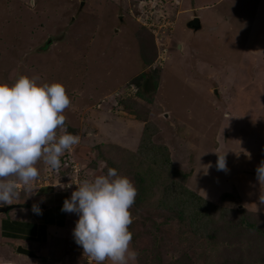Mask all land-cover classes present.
Returning a JSON list of instances; mask_svg holds the SVG:
<instances>
[{"label": "rangeland", "instance_id": "374dc122", "mask_svg": "<svg viewBox=\"0 0 264 264\" xmlns=\"http://www.w3.org/2000/svg\"><path fill=\"white\" fill-rule=\"evenodd\" d=\"M31 1L0 0V82L27 75L65 86L79 176L40 161L38 178L18 183L17 197L0 206L31 209L47 205L45 195L63 205L82 180L111 167L137 188L129 226L137 256L128 264H264V184L255 171L264 160V0ZM197 16L202 29L193 31ZM122 92L110 111L121 115L122 106L145 136L156 128L158 159L142 172L138 143L129 149L111 134L96 148L87 142L88 113L108 110ZM67 216L28 264H97L74 241L78 216Z\"/></svg>", "mask_w": 264, "mask_h": 264}, {"label": "clouds", "instance_id": "9594fccd", "mask_svg": "<svg viewBox=\"0 0 264 264\" xmlns=\"http://www.w3.org/2000/svg\"><path fill=\"white\" fill-rule=\"evenodd\" d=\"M31 3L34 6V0ZM38 79L21 75L11 84L0 82V204L17 197L18 183L29 186L38 178V162L58 170L61 156L80 140L78 134L66 131L63 113L71 101L65 86L37 83ZM100 166L105 167V162ZM217 168L226 169L225 156L218 154ZM255 171L259 185L264 184V160ZM136 196L132 181L109 167L105 174L82 180L65 198L61 211L78 216L72 230L74 241L97 264L105 260L128 264L136 258V251L130 248L133 234L129 227ZM259 201L264 204V194ZM31 210L42 214L39 203Z\"/></svg>", "mask_w": 264, "mask_h": 264}, {"label": "crops", "instance_id": "0c3cea01", "mask_svg": "<svg viewBox=\"0 0 264 264\" xmlns=\"http://www.w3.org/2000/svg\"><path fill=\"white\" fill-rule=\"evenodd\" d=\"M108 106L109 109L107 110L106 107L103 108L101 105L99 108L102 111H93L91 114L88 113L89 115L84 111L88 117H94H90V120H87L88 124L91 123L92 128L95 129L94 131L92 128H88L92 130L87 134L88 139H90L87 142L93 143L92 146L95 147L102 144L105 141L104 138L108 139L111 134L117 137L113 142L133 143L129 149L135 143L140 145L142 138L145 136L143 122H139L136 118L131 117L130 114L125 113L123 108L118 111L122 113L121 115L112 113L110 110L112 106H115V102L114 104L108 102ZM151 122L152 125H156L154 121ZM96 126H100L101 129L99 130ZM88 127L90 126L88 125ZM154 129L155 134L152 135L151 139L153 143H157L153 139L157 134L155 132L156 128ZM134 135H138L136 141L132 139ZM162 143L169 142L163 141ZM139 145H137V148ZM97 149L100 150V148ZM129 149L125 150L128 151ZM44 197L49 199L46 202L47 208L42 209V214H34L31 210L32 207L31 209L15 208L7 213L0 212V264H28L33 258L29 259L25 255L17 253L18 247L36 251V254H42L41 252L44 248H47V244L54 241V237L60 236L62 231L67 228L68 216L67 212L61 211V202L54 200L53 196L50 195H45ZM52 201H55L53 205ZM37 203L41 202L38 201ZM44 203L42 202V204Z\"/></svg>", "mask_w": 264, "mask_h": 264}, {"label": "trees", "instance_id": "16d2710c", "mask_svg": "<svg viewBox=\"0 0 264 264\" xmlns=\"http://www.w3.org/2000/svg\"><path fill=\"white\" fill-rule=\"evenodd\" d=\"M149 81H148V83L145 84V89H147L149 92H152V90L154 91L155 86L152 87L153 86L152 85L150 88H148L151 85V82H149ZM147 85H148V87H147ZM151 138H152V135L147 134L146 136H144V139L142 140V142L139 145L140 154H139V156H136V159H138V164L140 166H138L136 168L140 169L139 170L140 172L145 171V168H146L145 165H147V161H150L153 164L156 162V159H158L156 156L152 157L153 153H157V151H156V147L153 145ZM108 157L109 156H107L106 159H107V162L110 163V159ZM111 160L113 161V159H111ZM183 195H181V196H183ZM196 197H199V196L197 195ZM177 198H178V196H177Z\"/></svg>", "mask_w": 264, "mask_h": 264}, {"label": "water", "instance_id": "95a60500", "mask_svg": "<svg viewBox=\"0 0 264 264\" xmlns=\"http://www.w3.org/2000/svg\"><path fill=\"white\" fill-rule=\"evenodd\" d=\"M121 19V18H120ZM122 20V19H121ZM188 27L190 29H192L193 31H199L201 29V21L198 17L193 18L189 23H188ZM15 205H6V206H0V212L1 213H7L9 210H11L12 208H14ZM39 206L41 209H45L47 208L46 205L39 203ZM17 253L21 254V255H25L28 257H37V255L32 252L29 251L28 249L22 248V247H18L17 249Z\"/></svg>", "mask_w": 264, "mask_h": 264}, {"label": "built area", "instance_id": "2783aa9c", "mask_svg": "<svg viewBox=\"0 0 264 264\" xmlns=\"http://www.w3.org/2000/svg\"><path fill=\"white\" fill-rule=\"evenodd\" d=\"M134 90V89H132ZM126 93V92H125ZM125 93H118L117 94V97H119V100H122L124 97H123V94ZM71 149L68 151L67 155L66 153H64L62 156H61V168L62 166L65 167V171H70L69 175L70 176H73L74 178H77L79 176V171H78V165L77 163L75 162L74 160V157L71 155ZM61 168H59L58 170H55V172L57 173H60L61 171ZM62 176V174H60Z\"/></svg>", "mask_w": 264, "mask_h": 264}]
</instances>
